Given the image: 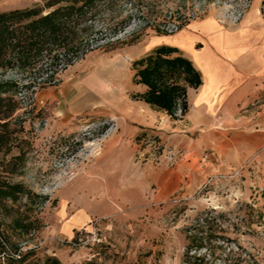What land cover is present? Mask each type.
Wrapping results in <instances>:
<instances>
[{
    "label": "rangeland",
    "instance_id": "obj_1",
    "mask_svg": "<svg viewBox=\"0 0 264 264\" xmlns=\"http://www.w3.org/2000/svg\"><path fill=\"white\" fill-rule=\"evenodd\" d=\"M42 1L0 0V12ZM207 17L247 24L263 46L264 0H115L94 21L97 46L72 64L0 69L17 102L5 120L0 179L25 188L0 203L10 250L40 263L183 264L188 250L209 264H264V69L258 93L226 123L218 112L211 125L180 131L171 121L186 114L150 108L141 110L154 121L146 126L115 104L142 105L132 98L141 88L131 62L153 39ZM113 59L124 76L91 97L84 81ZM81 210L83 223L67 227Z\"/></svg>",
    "mask_w": 264,
    "mask_h": 264
},
{
    "label": "trees",
    "instance_id": "obj_2",
    "mask_svg": "<svg viewBox=\"0 0 264 264\" xmlns=\"http://www.w3.org/2000/svg\"><path fill=\"white\" fill-rule=\"evenodd\" d=\"M115 0H43L41 4L0 12V69L33 68L37 62L68 66L93 50L101 40L94 28L99 10ZM133 82L146 87L144 92L132 94L153 109L172 118L188 112L187 89L202 83L199 71L191 60L176 47L159 45L131 62ZM50 77L49 84L52 83ZM13 82H0V152L9 149L7 121L17 102L5 93ZM25 192L22 184L0 179V203L16 201ZM17 226L27 228L22 221ZM193 239V238H192ZM8 239L0 231V264H60L55 257L42 263L30 260L31 251L10 250ZM183 264H209L203 258L184 254Z\"/></svg>",
    "mask_w": 264,
    "mask_h": 264
},
{
    "label": "crops",
    "instance_id": "obj_3",
    "mask_svg": "<svg viewBox=\"0 0 264 264\" xmlns=\"http://www.w3.org/2000/svg\"><path fill=\"white\" fill-rule=\"evenodd\" d=\"M260 41L258 32L247 24L238 29L227 28L210 17L194 20L171 36L153 39L145 54L159 45L176 47L191 60L201 75L200 86L187 89L188 112L185 119H172V128L177 125V129L183 131L211 125L216 122L213 115L218 112L223 115V123L232 120L238 102L247 94L258 93L259 74L264 69V40L262 47ZM123 71L122 63L113 59L101 74L85 80L83 88L88 89L91 97L100 96L104 85L113 81L116 83L124 76ZM136 85L141 88L138 93L145 91L144 85ZM81 87L76 84L77 89L82 90ZM112 90L116 96L120 93L115 88ZM140 103L141 106H127V102L122 100L115 104L124 107L121 112L127 119L141 120L146 126H153L151 117L148 119L147 114L141 112L152 107L143 101ZM80 212L66 221L67 227L83 223L85 213L82 210Z\"/></svg>",
    "mask_w": 264,
    "mask_h": 264
},
{
    "label": "bare ground",
    "instance_id": "obj_4",
    "mask_svg": "<svg viewBox=\"0 0 264 264\" xmlns=\"http://www.w3.org/2000/svg\"><path fill=\"white\" fill-rule=\"evenodd\" d=\"M183 32V31H182ZM179 35V34H178ZM110 67V66H109Z\"/></svg>",
    "mask_w": 264,
    "mask_h": 264
}]
</instances>
